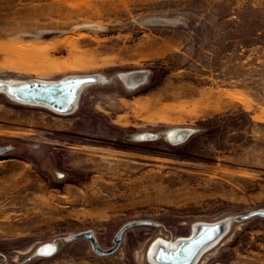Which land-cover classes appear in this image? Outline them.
I'll list each match as a JSON object with an SVG mask.
<instances>
[{
    "label": "rangeland",
    "instance_id": "obj_1",
    "mask_svg": "<svg viewBox=\"0 0 264 264\" xmlns=\"http://www.w3.org/2000/svg\"><path fill=\"white\" fill-rule=\"evenodd\" d=\"M0 80L88 81L72 111L0 91V264H153L264 209V0H0ZM197 264H264V217Z\"/></svg>",
    "mask_w": 264,
    "mask_h": 264
},
{
    "label": "water",
    "instance_id": "obj_2",
    "mask_svg": "<svg viewBox=\"0 0 264 264\" xmlns=\"http://www.w3.org/2000/svg\"><path fill=\"white\" fill-rule=\"evenodd\" d=\"M68 87L57 89L66 90ZM55 106V102H50ZM6 149H9L6 148ZM5 149H0L3 154ZM254 217H264V209L252 211L246 215L224 218L215 222H198L193 226L191 236L180 238L173 242L162 239L155 241L150 247L148 258L153 264H197L202 255L217 245L236 223L245 222ZM154 225L150 221H134L124 225L115 235L114 244L109 249H102L92 231H85L71 235L67 241L84 239L91 243L92 249L99 255L107 256L115 253L122 243L124 233L134 227ZM54 249L53 245H46L39 249L40 254H47Z\"/></svg>",
    "mask_w": 264,
    "mask_h": 264
},
{
    "label": "bare ground",
    "instance_id": "obj_3",
    "mask_svg": "<svg viewBox=\"0 0 264 264\" xmlns=\"http://www.w3.org/2000/svg\"><path fill=\"white\" fill-rule=\"evenodd\" d=\"M86 85L88 81L72 85V90L57 91V89L71 86L70 82H42L33 85L24 81L0 80V91L21 103L53 107L52 103H49L51 100L63 105L64 111H72L77 107L80 94Z\"/></svg>",
    "mask_w": 264,
    "mask_h": 264
}]
</instances>
